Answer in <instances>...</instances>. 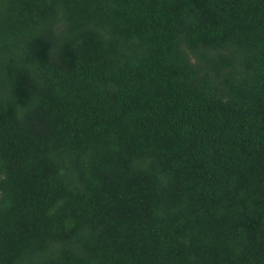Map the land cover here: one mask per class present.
<instances>
[{"label": "trees", "instance_id": "16d2710c", "mask_svg": "<svg viewBox=\"0 0 264 264\" xmlns=\"http://www.w3.org/2000/svg\"><path fill=\"white\" fill-rule=\"evenodd\" d=\"M0 264H264V0H0Z\"/></svg>", "mask_w": 264, "mask_h": 264}]
</instances>
